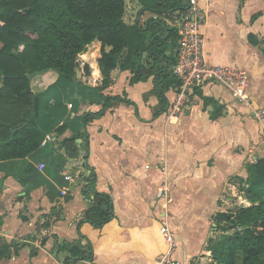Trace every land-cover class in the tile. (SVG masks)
<instances>
[{
	"label": "crops",
	"instance_id": "obj_1",
	"mask_svg": "<svg viewBox=\"0 0 264 264\" xmlns=\"http://www.w3.org/2000/svg\"><path fill=\"white\" fill-rule=\"evenodd\" d=\"M127 4L135 10L133 21L125 13L127 23L161 18L173 26L186 0L173 23L151 11L156 0ZM201 6L206 61L243 69L251 105L234 101L216 84L196 89L192 104L176 117L168 110L177 90L168 91V109L157 115L154 76L134 84L130 70L117 68L103 76L98 39L79 54L74 82L54 70L32 75L37 127L52 139L22 160H0V245L19 248L0 264H71L64 246L76 243L92 246V261L77 264H157L169 249L161 233L164 223L174 233L179 260L211 261L209 241L222 234L215 216L250 205L240 191L241 179L247 178L249 163L264 157V118L254 115L264 112V44L249 41L250 34L264 41V1L201 0ZM204 97L222 105L216 119ZM72 138L76 155L63 145ZM93 174L95 190L112 197L115 214L100 229L79 225L92 205L94 191H84ZM163 187L167 191L161 196Z\"/></svg>",
	"mask_w": 264,
	"mask_h": 264
},
{
	"label": "trees",
	"instance_id": "obj_2",
	"mask_svg": "<svg viewBox=\"0 0 264 264\" xmlns=\"http://www.w3.org/2000/svg\"><path fill=\"white\" fill-rule=\"evenodd\" d=\"M183 5V0H156L151 11L172 18L174 12L184 9ZM125 13L126 0H0V160H22L42 147L45 135L36 123L39 98L32 92L31 76L54 70L74 82L79 54L96 39L102 45L99 66L103 76L109 78L117 68L131 71L132 84L154 76L153 91L160 100L157 115L167 111L166 93L180 86L171 69L175 56L167 52L176 49L178 30L161 18L130 24L124 19ZM249 41L256 46L264 44L254 34L249 35ZM85 71L89 72V66ZM203 102L213 105L211 118L222 114L223 107L216 100L204 97ZM99 116L101 113L86 116L84 123ZM63 145L68 154L76 155L73 138ZM247 172L240 191L250 205L215 216L216 228L222 234L209 241V264H239L238 253L240 264H264V157L249 163ZM95 185L93 174L84 191L86 195L94 191L92 205L79 225L88 222L100 229L115 214L112 197L97 192ZM12 248L18 254L15 244H1L0 259L11 257ZM64 248L69 250L71 264L92 261L91 244L85 249L77 243Z\"/></svg>",
	"mask_w": 264,
	"mask_h": 264
},
{
	"label": "built area",
	"instance_id": "obj_3",
	"mask_svg": "<svg viewBox=\"0 0 264 264\" xmlns=\"http://www.w3.org/2000/svg\"><path fill=\"white\" fill-rule=\"evenodd\" d=\"M205 19L201 0H186L184 11L176 17L173 24L178 30L179 39L172 70L180 81V86L169 105L170 117L181 115L192 104L195 90L207 85H220L235 99L234 101L251 105L248 94L249 78L243 69L236 66L212 65L206 61L205 37L202 32ZM254 115L259 119L264 118L263 111H255ZM51 139V136H47L42 145H46ZM44 168V163L38 165V169ZM166 191L167 189L163 187L160 195L162 196ZM61 192L66 195L68 189L63 187ZM161 233L169 242V249L159 257L157 264H197L181 261L175 256V236L166 223L163 224Z\"/></svg>",
	"mask_w": 264,
	"mask_h": 264
},
{
	"label": "rangeland",
	"instance_id": "obj_4",
	"mask_svg": "<svg viewBox=\"0 0 264 264\" xmlns=\"http://www.w3.org/2000/svg\"><path fill=\"white\" fill-rule=\"evenodd\" d=\"M131 1V0H130ZM126 3H129V0H126ZM135 10H134V8H133V6L131 5V7L127 4V6H126V13H127V18H128V20H130V21H133V16H135V12H134ZM134 12V13H133ZM173 20H174V15L172 16V18L170 17L169 19H168V22L170 21V22H172L173 23ZM82 161V160H81ZM230 233H232V232H230ZM221 236V234L218 236V238ZM201 256H203V257H206L205 255H201ZM70 263V262H69ZM210 262H209V260L207 259V258H205L204 260H200V262L198 263V264H209Z\"/></svg>",
	"mask_w": 264,
	"mask_h": 264
}]
</instances>
